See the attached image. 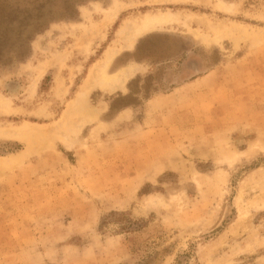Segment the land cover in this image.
<instances>
[{
    "label": "rangeland",
    "instance_id": "1",
    "mask_svg": "<svg viewBox=\"0 0 264 264\" xmlns=\"http://www.w3.org/2000/svg\"><path fill=\"white\" fill-rule=\"evenodd\" d=\"M2 102L0 264H264V0H0Z\"/></svg>",
    "mask_w": 264,
    "mask_h": 264
},
{
    "label": "bare ground",
    "instance_id": "2",
    "mask_svg": "<svg viewBox=\"0 0 264 264\" xmlns=\"http://www.w3.org/2000/svg\"><path fill=\"white\" fill-rule=\"evenodd\" d=\"M160 22H162V20H157V19H153L152 18H149L147 20H145V22L143 23V26H141V29L139 28L138 30H136V33H140V32H148L152 29V27H156L157 25L160 24ZM100 70V69H99ZM127 70V69H126ZM103 72V71H102ZM1 105V108H2V103H0ZM5 106V104H3ZM18 135V134H17ZM43 136V135H42ZM23 158V157H22ZM13 162V161H12ZM11 161H6V160H0V166H7L9 164H12ZM19 162V161H18Z\"/></svg>",
    "mask_w": 264,
    "mask_h": 264
}]
</instances>
